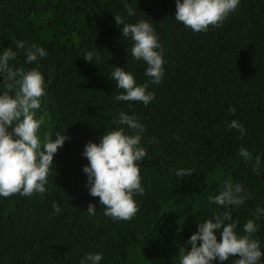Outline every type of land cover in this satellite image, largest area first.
I'll return each mask as SVG.
<instances>
[{"label": "trees", "instance_id": "obj_1", "mask_svg": "<svg viewBox=\"0 0 264 264\" xmlns=\"http://www.w3.org/2000/svg\"><path fill=\"white\" fill-rule=\"evenodd\" d=\"M175 10L176 0H0V54L11 48L17 58L10 66L38 68L45 78L40 135L51 133L54 140L65 131L68 137L54 154L56 175L53 169L44 194L0 196V264H80L89 253L102 254L99 264H180L181 247L190 249L188 239L214 213L228 211L242 234L257 206L264 208V0H240L221 26L207 32L185 27ZM116 15L155 28L165 61L159 85L131 56L132 41L123 37ZM16 41L48 55L26 63ZM88 52L92 63L83 58ZM116 66L138 85L147 83L154 100L147 106L117 101L123 90L111 78ZM121 112L137 116L146 129L141 146L147 155L139 165L145 194L134 196L139 211L130 221L104 215L83 171L88 142L99 143L118 128L133 134L118 123ZM233 120L245 129L242 137L229 127ZM241 147L252 154L247 162ZM178 169L193 172L178 178ZM225 181L251 196L238 208L215 204L212 197ZM89 203L95 215L87 212ZM256 223L254 238L264 253V216Z\"/></svg>", "mask_w": 264, "mask_h": 264}, {"label": "clouds", "instance_id": "obj_2", "mask_svg": "<svg viewBox=\"0 0 264 264\" xmlns=\"http://www.w3.org/2000/svg\"><path fill=\"white\" fill-rule=\"evenodd\" d=\"M240 0H176L175 19L193 32H207L209 27H219L228 16L237 10ZM129 16L134 15L131 7H126ZM116 25H121V32L126 40L132 41L131 56L136 61H143L146 75L153 84L159 85L164 75L162 45L155 28L147 20L126 23L124 18L114 16ZM17 49H24L26 63H33L39 58H46L48 52L35 44L26 48L24 41H16ZM94 53L88 52L83 58L92 63ZM17 58V53L6 48L0 54V196L9 198L17 194L31 197L44 194L48 177L55 170L54 154L62 147L68 137L65 131L40 135L45 123L43 115L38 116L41 98L46 95L45 78L38 68L25 71L13 68L10 61ZM116 87L123 92L116 96L117 101L141 102L148 105L155 96L147 91L148 84L138 85L134 75L116 66L111 72ZM230 111L234 112L235 109ZM119 124L127 126L133 134H127L124 128L105 132L99 143L88 142L82 153L88 160L83 167L87 174L89 193L99 198L104 206V215L114 221H130L139 211L135 195L143 196L145 188L140 175V163L147 152L141 146V139L146 131L135 115L119 113ZM230 128L238 129L241 137L245 129L236 120ZM178 139V137H177ZM239 156L245 162L252 154L244 147ZM260 157L255 158L253 171L259 172ZM192 169H178L176 176H191ZM56 175V170H55ZM251 196L240 184L225 181L218 195L212 201L227 209L239 207ZM96 206L89 203L87 212L95 215ZM53 210L59 214L61 209L53 203ZM264 216V208L257 206L253 218L243 224V233L237 232L239 221L231 222L228 211L214 213L209 219L198 224V230L187 241L190 249L181 247L180 264H213V261H228L237 258L234 264H262L260 241L254 238L258 231L256 223ZM220 232L217 239L216 232ZM197 241H200L198 244ZM101 253H89L80 264H99Z\"/></svg>", "mask_w": 264, "mask_h": 264}]
</instances>
